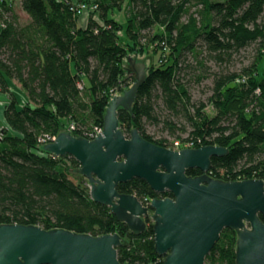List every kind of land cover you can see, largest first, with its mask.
Returning <instances> with one entry per match:
<instances>
[{
  "label": "trees",
  "instance_id": "trees-1",
  "mask_svg": "<svg viewBox=\"0 0 264 264\" xmlns=\"http://www.w3.org/2000/svg\"><path fill=\"white\" fill-rule=\"evenodd\" d=\"M93 2L96 16L90 14L87 25L79 27L71 0H20L25 21L19 20L12 0H0V91L10 98L3 111L7 126L0 129V224L93 236L117 233L126 240L117 247L120 263L164 264L165 256L154 248L152 219H146L147 227L139 235L130 232L107 205L90 197L87 180L77 171L78 161L48 152L39 138L66 131L68 123L77 126L72 132L76 136L83 128L103 126L110 99L134 82L126 57L150 52L152 58L158 56L146 67L131 111H117L124 133L136 128L147 140L169 147L165 138L146 132V123H162L175 139L193 140L195 148H226L225 154L211 157L209 176L264 180V0ZM123 8L125 26L108 14ZM253 42L258 52L250 65L239 73H213L209 114L205 102L191 98L190 80L183 73L186 55L204 67V58L228 62ZM203 52L205 57H200ZM194 75L197 82L206 76ZM12 80L26 92L21 105ZM186 174L201 172L190 168ZM116 188L141 201L171 196L153 191L140 178ZM236 240V232L224 228L204 264H236Z\"/></svg>",
  "mask_w": 264,
  "mask_h": 264
},
{
  "label": "water",
  "instance_id": "water-1",
  "mask_svg": "<svg viewBox=\"0 0 264 264\" xmlns=\"http://www.w3.org/2000/svg\"><path fill=\"white\" fill-rule=\"evenodd\" d=\"M126 63L134 82L108 102L102 132L87 139L62 131L44 149L77 160L90 197L107 205L130 232L139 235L151 218L154 248L165 256L164 264H204L224 228L237 234L236 264H264V180L209 176L211 157L226 153L222 146L173 150L147 140L136 128L124 133L117 111H131L148 66L143 58L131 55ZM190 168L201 174L188 176ZM133 178L171 196L151 198L146 206L136 195L117 191L119 183ZM124 244L117 233L93 236L39 225L0 224V264H122L117 247Z\"/></svg>",
  "mask_w": 264,
  "mask_h": 264
},
{
  "label": "rangeland",
  "instance_id": "rangeland-1",
  "mask_svg": "<svg viewBox=\"0 0 264 264\" xmlns=\"http://www.w3.org/2000/svg\"><path fill=\"white\" fill-rule=\"evenodd\" d=\"M92 1H84L86 3H90L93 2ZM82 2V1H80ZM78 3V2H77ZM14 5V4H13ZM91 7H88V9L86 11H83L82 13H80L78 16L82 15L83 13H87L88 17L90 16V14H93L96 16L97 14V10H92L90 9ZM191 11H194V8H191ZM115 18L120 21L121 23H123V25L125 26V18H126V13H125V8L121 9V10H116L115 12ZM186 19V15L182 17V20ZM152 31H155V28L152 29ZM123 32H125L124 30L120 33L121 37L123 40H125V36L123 34ZM258 52V44L256 42H253L251 44H249L248 46L242 48L240 51H238L237 53H234L231 57V60L228 62H223V63H218L215 62L212 59H208V58H204L203 60H205L204 62V68L203 66H200L198 64H196V60L194 59V57L191 54H187L185 60L182 62L183 63V73L185 78L188 80H190L189 83V92L191 95V98L193 101H203L206 103V107L205 110L211 114L213 112L212 106L210 104H208V97L211 95L212 93V86H213V73H218V72H237L239 73L241 71V69L244 66L250 65L253 61V58L255 57V55ZM205 52H203L201 56L205 57ZM152 53L150 52H144L142 54H137V55H131L135 58H143L146 63L149 65L150 62L152 60L156 61V58L158 56V54H154L153 58L151 57ZM190 64V67L185 66L187 64ZM127 66V63H126ZM203 67V68H202ZM260 68H264V58L262 59L261 63H260ZM206 69V70H205ZM204 70V71H203ZM204 73L206 76L199 82L195 81L194 79V74H200V73ZM11 89L14 92L18 104L21 105L23 104L26 100H27V95L26 92L19 86L13 84L11 85ZM127 89V88H126ZM122 92H119L117 94H122ZM176 121V120H175ZM177 122L179 123H183L182 119H178ZM69 125V123L67 124V126ZM66 126V128H67ZM146 128V132L148 134H150L153 138L155 139H160V138H165L166 140H168V142H172L174 138V136L172 134L169 133L168 129H166L165 127H163L162 123L159 124H152V123H146L145 125ZM187 131L183 132L181 135L182 136H186Z\"/></svg>",
  "mask_w": 264,
  "mask_h": 264
},
{
  "label": "built area",
  "instance_id": "built-area-1",
  "mask_svg": "<svg viewBox=\"0 0 264 264\" xmlns=\"http://www.w3.org/2000/svg\"><path fill=\"white\" fill-rule=\"evenodd\" d=\"M73 4H74V11L77 15H79L83 11H86L88 9V7H91L90 9H92L93 11L97 10V4L95 2L86 3L84 1H82V2L73 3ZM0 26H1V24H0ZM244 80H245L244 77L241 78V81H244ZM79 87H82V86L79 84ZM256 92H259L258 89H256ZM116 94L117 93H115L114 95H116ZM76 128H77V126L74 123H69V125L66 128V131L72 133L73 130H75ZM101 132H102V126L94 125L90 129L83 128L81 130V134L79 136L85 137L87 139H93L94 137H96ZM55 137H56V134L55 135L45 134L44 136L40 137L39 140L41 142H44V143H49V142L53 141ZM194 145H195V143L193 140L181 141L178 139H173L169 148L174 149V150H179L181 148H195ZM141 202L147 206L149 204L150 200L141 201Z\"/></svg>",
  "mask_w": 264,
  "mask_h": 264
},
{
  "label": "crops",
  "instance_id": "crops-1",
  "mask_svg": "<svg viewBox=\"0 0 264 264\" xmlns=\"http://www.w3.org/2000/svg\"><path fill=\"white\" fill-rule=\"evenodd\" d=\"M83 0H71V2L73 3H77ZM88 1H92V0H88ZM13 2V8L15 13L19 16V20L20 21H25L27 19V14L22 11L21 7H20V0H12ZM117 9H112L108 14L110 17H114L115 18V12ZM116 19V18H115ZM87 20H88V14L87 13H83L82 15L78 16L77 18V25L79 27H85L87 25ZM17 85L19 86V84L12 80L11 81V85ZM9 95L7 93H4L2 91H0V129L7 126L6 121L4 119V115H3V111L5 106L7 105V103L9 102Z\"/></svg>",
  "mask_w": 264,
  "mask_h": 264
},
{
  "label": "flooded vegetation",
  "instance_id": "flooded-vegetation-1",
  "mask_svg": "<svg viewBox=\"0 0 264 264\" xmlns=\"http://www.w3.org/2000/svg\"><path fill=\"white\" fill-rule=\"evenodd\" d=\"M167 148H169V147H167ZM171 149V148H170ZM174 150V149H173ZM195 176H197V175H195ZM194 177V176H193ZM148 206V205H147Z\"/></svg>",
  "mask_w": 264,
  "mask_h": 264
}]
</instances>
